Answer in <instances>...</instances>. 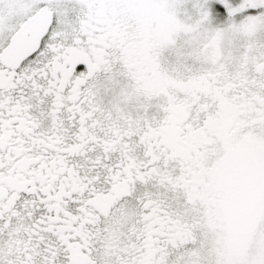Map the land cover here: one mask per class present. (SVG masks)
<instances>
[{
    "label": "snow or ice",
    "instance_id": "1",
    "mask_svg": "<svg viewBox=\"0 0 264 264\" xmlns=\"http://www.w3.org/2000/svg\"><path fill=\"white\" fill-rule=\"evenodd\" d=\"M0 264H264V0H0Z\"/></svg>",
    "mask_w": 264,
    "mask_h": 264
}]
</instances>
